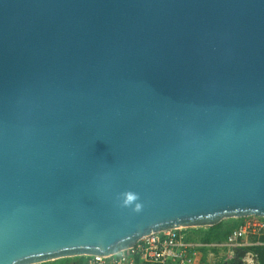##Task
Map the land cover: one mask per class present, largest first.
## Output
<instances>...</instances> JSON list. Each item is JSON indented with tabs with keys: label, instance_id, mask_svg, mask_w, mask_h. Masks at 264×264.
I'll use <instances>...</instances> for the list:
<instances>
[{
	"label": "water",
	"instance_id": "obj_1",
	"mask_svg": "<svg viewBox=\"0 0 264 264\" xmlns=\"http://www.w3.org/2000/svg\"><path fill=\"white\" fill-rule=\"evenodd\" d=\"M264 218V0H0V264Z\"/></svg>",
	"mask_w": 264,
	"mask_h": 264
},
{
	"label": "built area",
	"instance_id": "obj_2",
	"mask_svg": "<svg viewBox=\"0 0 264 264\" xmlns=\"http://www.w3.org/2000/svg\"><path fill=\"white\" fill-rule=\"evenodd\" d=\"M260 219L253 216L239 222L223 239L198 237L193 232L198 227L151 232L130 248L111 255H82L75 264H206L202 253L217 257L221 264H259L254 248L264 242L248 243L245 238L250 233L263 235L264 220ZM250 246L251 251L247 250Z\"/></svg>",
	"mask_w": 264,
	"mask_h": 264
},
{
	"label": "rangeland",
	"instance_id": "obj_3",
	"mask_svg": "<svg viewBox=\"0 0 264 264\" xmlns=\"http://www.w3.org/2000/svg\"><path fill=\"white\" fill-rule=\"evenodd\" d=\"M252 217L253 216H247V217H242V218H235V217L225 218V219H222L220 222H218L212 226L198 227L197 232H194V233L196 236L201 237V238L206 236L207 234L208 235H214L216 238H219L225 232L227 233L230 230H232L239 222H241L243 220L250 219ZM257 218L260 219L261 217H257ZM260 220H264V219L261 218ZM260 237H261V234L260 235H252L250 233L246 236L245 239L247 240L248 243H252V242H255L256 240H261ZM258 247H260V246H258ZM261 247H264V245H262ZM252 248H251V250H252ZM251 250H249V251H251ZM262 250H264V248ZM207 255L209 256V254L207 253L205 255L206 259L208 258ZM81 258L82 257H80V256H73V257H66V258H59V259H55V260H50V261H46V262L38 263V264H75Z\"/></svg>",
	"mask_w": 264,
	"mask_h": 264
},
{
	"label": "trees",
	"instance_id": "obj_4",
	"mask_svg": "<svg viewBox=\"0 0 264 264\" xmlns=\"http://www.w3.org/2000/svg\"><path fill=\"white\" fill-rule=\"evenodd\" d=\"M231 231V230H230ZM229 231V232H230ZM229 232H225L221 237H219V238H216L214 235H206L205 236V239H210V238H215V239H223ZM260 239H261V241H263L264 242V230H263V235H261V237H260ZM263 248H261V247H255L254 248V251L257 253V255H258V260H259V263L260 264H264V250H262Z\"/></svg>",
	"mask_w": 264,
	"mask_h": 264
},
{
	"label": "crops",
	"instance_id": "obj_5",
	"mask_svg": "<svg viewBox=\"0 0 264 264\" xmlns=\"http://www.w3.org/2000/svg\"><path fill=\"white\" fill-rule=\"evenodd\" d=\"M193 232H197V230H193ZM205 237V236H204ZM261 247V246H260ZM251 246L250 247H247V250H251ZM261 248H264V247H261ZM207 253H202V260L207 264H221L220 262H217L216 260H217V257H211L210 255L208 256L207 255V259H206V255ZM248 259V258H247ZM210 261V262H209ZM259 262V261H258Z\"/></svg>",
	"mask_w": 264,
	"mask_h": 264
}]
</instances>
